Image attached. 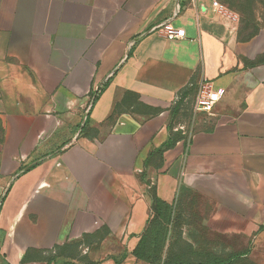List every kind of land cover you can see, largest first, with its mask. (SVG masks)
<instances>
[{
  "label": "crops",
  "instance_id": "crops-1",
  "mask_svg": "<svg viewBox=\"0 0 264 264\" xmlns=\"http://www.w3.org/2000/svg\"><path fill=\"white\" fill-rule=\"evenodd\" d=\"M212 1L0 0V264H146L148 184L172 259L264 264V26Z\"/></svg>",
  "mask_w": 264,
  "mask_h": 264
},
{
  "label": "trees",
  "instance_id": "trees-1",
  "mask_svg": "<svg viewBox=\"0 0 264 264\" xmlns=\"http://www.w3.org/2000/svg\"><path fill=\"white\" fill-rule=\"evenodd\" d=\"M240 32V38L241 39H249L253 35H255L257 32L253 34H243V30L239 28ZM1 127V126H0ZM1 133V128H0ZM167 148V146H165ZM163 148V149H165ZM163 149L157 150L155 152H152L150 156L148 157V160L146 161V165L149 162V159H151V156L153 154L160 155ZM151 211L149 219L147 220V226L149 227L150 231L149 234L147 232H144L141 235V238L138 242V244L134 247L131 254L137 259L145 262L146 264H162L161 262L167 258V256L164 258L163 251L166 247L167 243V236L171 228H176L175 224L173 223L171 226V215H172V207L163 201L159 200L152 188H151ZM168 232V233H167ZM171 259V258H170ZM172 264H176V260Z\"/></svg>",
  "mask_w": 264,
  "mask_h": 264
},
{
  "label": "rangeland",
  "instance_id": "rangeland-1",
  "mask_svg": "<svg viewBox=\"0 0 264 264\" xmlns=\"http://www.w3.org/2000/svg\"><path fill=\"white\" fill-rule=\"evenodd\" d=\"M216 1H218L222 5L223 12L231 14L235 18L238 19L239 28L243 30V34L251 35L259 31L264 26V0H216ZM138 175L140 178H142V176L146 175V172H139ZM147 194L150 197L151 188L149 184L147 188ZM149 231L150 229L146 223L145 232L149 234ZM168 231L169 233L167 232L168 233L167 243L163 251L164 258L166 256L167 258H165L161 262L162 264L174 263V261H171L172 257H170L169 255L170 250L172 248L174 249L175 247L177 248V245L175 244L176 243L179 244L178 242H181L179 239L180 231L178 229L171 228ZM178 246L184 248V246L181 244H179ZM175 262L176 264H223L224 263V262H216V261H186L184 262V261H177V260ZM233 263L235 262H232V264ZM243 263L249 264L248 262H243ZM251 264H256V262H253Z\"/></svg>",
  "mask_w": 264,
  "mask_h": 264
},
{
  "label": "built area",
  "instance_id": "built-area-1",
  "mask_svg": "<svg viewBox=\"0 0 264 264\" xmlns=\"http://www.w3.org/2000/svg\"><path fill=\"white\" fill-rule=\"evenodd\" d=\"M214 11L218 13H223V7L219 5L215 0L212 1L211 4ZM163 35L169 41L180 40L184 38V32L182 29L175 28L171 25H165L160 27ZM220 93L216 91H206L204 95H201L196 100V104L194 107V111L196 112H205L210 113L214 107V105L219 101Z\"/></svg>",
  "mask_w": 264,
  "mask_h": 264
}]
</instances>
